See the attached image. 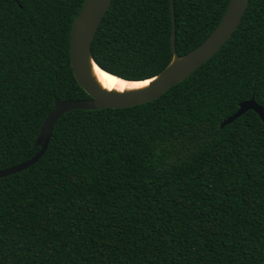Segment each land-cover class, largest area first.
Wrapping results in <instances>:
<instances>
[{
    "label": "trees",
    "instance_id": "1",
    "mask_svg": "<svg viewBox=\"0 0 264 264\" xmlns=\"http://www.w3.org/2000/svg\"><path fill=\"white\" fill-rule=\"evenodd\" d=\"M85 0H0V170L40 150L55 100L86 99L71 30ZM230 0H174L183 55ZM171 0H112L92 42L128 80L173 59ZM264 0L232 37L162 96L131 107L75 109L47 150L0 177V264H264Z\"/></svg>",
    "mask_w": 264,
    "mask_h": 264
},
{
    "label": "water",
    "instance_id": "2",
    "mask_svg": "<svg viewBox=\"0 0 264 264\" xmlns=\"http://www.w3.org/2000/svg\"><path fill=\"white\" fill-rule=\"evenodd\" d=\"M171 1L174 21L172 33L174 56L172 61L157 75L147 79L144 78L145 81H150L146 86L144 85L141 88L128 89L125 91H111L103 88L91 73L93 64L99 66L92 55V42L107 10L112 3V0H85L72 26L70 56L74 71L73 74H75L79 84L84 88L90 97L86 99L68 100L57 98L53 109L47 115L43 125L41 126L36 141L40 150L29 160L0 170V177H5L21 171L37 162L47 150L53 135L55 124L64 113L75 109L94 110L101 108L131 107L149 102L162 96L171 87L178 84L186 77H189L227 43L240 25L250 3V0H230L224 16L213 31L198 46L189 52L180 55L176 49L175 5L174 0ZM108 73L114 75L110 72ZM119 78L124 79L122 77ZM248 110L256 111L264 122V107L258 104L253 97L249 100L241 102L239 109L234 114L223 120L221 127L223 128L224 126L232 123Z\"/></svg>",
    "mask_w": 264,
    "mask_h": 264
},
{
    "label": "bare ground",
    "instance_id": "3",
    "mask_svg": "<svg viewBox=\"0 0 264 264\" xmlns=\"http://www.w3.org/2000/svg\"><path fill=\"white\" fill-rule=\"evenodd\" d=\"M99 84L105 88L106 90H117V91H125L128 89H136L141 88L144 85L146 86L150 81L146 80L147 83L144 81H128L121 79L117 76L111 75L105 70L101 69L96 64L92 66V73H91Z\"/></svg>",
    "mask_w": 264,
    "mask_h": 264
},
{
    "label": "snow or ice",
    "instance_id": "4",
    "mask_svg": "<svg viewBox=\"0 0 264 264\" xmlns=\"http://www.w3.org/2000/svg\"><path fill=\"white\" fill-rule=\"evenodd\" d=\"M144 83H147V81H145Z\"/></svg>",
    "mask_w": 264,
    "mask_h": 264
}]
</instances>
